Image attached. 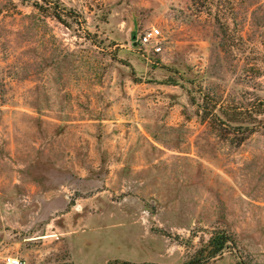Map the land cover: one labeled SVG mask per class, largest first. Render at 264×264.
<instances>
[{
    "label": "rangeland",
    "instance_id": "374dc122",
    "mask_svg": "<svg viewBox=\"0 0 264 264\" xmlns=\"http://www.w3.org/2000/svg\"><path fill=\"white\" fill-rule=\"evenodd\" d=\"M38 1L0 0V264H264V131L219 111L264 102V0Z\"/></svg>",
    "mask_w": 264,
    "mask_h": 264
},
{
    "label": "trees",
    "instance_id": "16d2710c",
    "mask_svg": "<svg viewBox=\"0 0 264 264\" xmlns=\"http://www.w3.org/2000/svg\"><path fill=\"white\" fill-rule=\"evenodd\" d=\"M12 2V0H10ZM22 4L30 5L32 6L45 9L43 5H40L38 0H18ZM45 5L50 9V3L47 0H42ZM54 16L59 21L62 20V16L54 12ZM220 112L223 113V115L226 116L227 123H230V125H236L241 130L244 129H260L264 131V102H259L253 105H248L246 107L241 108H234L227 109L224 111V108L219 109ZM229 242H231V238L226 236L223 233H216L208 242L206 247L203 250V253L201 254V258H209V257H215L223 252V250L229 246ZM200 261L194 262L199 263ZM122 264V263H121ZM125 264V263H123Z\"/></svg>",
    "mask_w": 264,
    "mask_h": 264
},
{
    "label": "built area",
    "instance_id": "2783aa9c",
    "mask_svg": "<svg viewBox=\"0 0 264 264\" xmlns=\"http://www.w3.org/2000/svg\"><path fill=\"white\" fill-rule=\"evenodd\" d=\"M163 34L158 28H151L145 31L138 37L137 46L140 50L144 52H155L161 53ZM5 264H26L25 261L17 257H6L4 259Z\"/></svg>",
    "mask_w": 264,
    "mask_h": 264
},
{
    "label": "water",
    "instance_id": "95a60500",
    "mask_svg": "<svg viewBox=\"0 0 264 264\" xmlns=\"http://www.w3.org/2000/svg\"><path fill=\"white\" fill-rule=\"evenodd\" d=\"M132 40H133L134 46L136 47L137 46V36H136V34L133 35Z\"/></svg>",
    "mask_w": 264,
    "mask_h": 264
}]
</instances>
